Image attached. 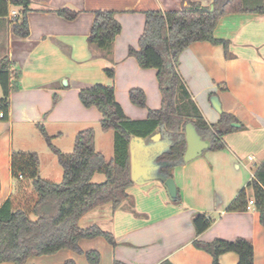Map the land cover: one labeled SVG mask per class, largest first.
<instances>
[{
	"label": "crops",
	"instance_id": "crops-1",
	"mask_svg": "<svg viewBox=\"0 0 264 264\" xmlns=\"http://www.w3.org/2000/svg\"><path fill=\"white\" fill-rule=\"evenodd\" d=\"M184 1L30 0L27 38L13 32L12 13L18 14L20 9L12 7L9 17L0 19V60L8 58L21 73L18 89L10 97L8 116L0 118V208L9 199L19 209H28L37 200L32 181L23 180L17 187L11 168L14 152L37 153L41 178L54 183L63 180L58 157L48 147L40 126L63 154L73 152L80 132L93 129L96 150L107 161L114 158V133L102 131L97 108L81 103L82 89L97 84L113 87L117 102L132 120H145L149 110L162 108L157 71L142 69L128 52L130 47L139 49L145 12L180 11ZM190 1L205 7L213 2ZM62 9L78 16L65 19L58 14ZM98 10L114 11L122 27L108 57H96L98 51L88 44ZM214 34L218 40L228 41V48L195 43L180 56L178 71L207 123L220 120L212 105L215 97L222 112L235 116L244 128L225 136L224 150L204 152L172 170L182 196L180 204L170 200L164 185L155 180L134 183L128 189L130 198L118 209L107 204L86 214L79 222L81 228L98 226L116 239V246L103 237L80 241L84 253L99 252V264H213V258L194 243L216 239L248 240L254 246V264H264V227L255 206L250 205L253 192L247 190L246 212L228 211L264 162V14L226 15ZM108 68L115 69L114 78L106 75ZM132 89L144 92L146 108L131 102ZM199 213H206L213 223L197 236L193 221ZM69 260L89 264L84 254L70 250L32 257L27 264H65ZM219 261L238 264L239 256L228 253Z\"/></svg>",
	"mask_w": 264,
	"mask_h": 264
},
{
	"label": "trees",
	"instance_id": "trees-1",
	"mask_svg": "<svg viewBox=\"0 0 264 264\" xmlns=\"http://www.w3.org/2000/svg\"><path fill=\"white\" fill-rule=\"evenodd\" d=\"M30 6V0H0V19L8 18L12 7L20 9L12 20L13 32L20 38H27L30 34L27 20ZM245 13L264 14V0H213L210 7L185 0L180 11L145 12V27L139 40V49L130 47L128 54L137 60L142 69L157 71L162 108L149 110L145 120H132L117 102L113 87L97 84L80 91L81 103L86 108L95 107L101 113L102 131L114 133V158L111 161H107L96 150V133L93 129L80 132L73 152L63 154L52 144V138L45 128L40 126L48 147L58 157L63 169V180L54 183L41 178L37 153H13L11 168L17 187L21 186L23 180L32 181L37 200L28 209L15 208L10 199L0 208V264H27L32 257L52 256L63 250L84 254L89 264H99V252L84 253L80 241L103 237L109 244L116 246V239L98 226L83 229L79 222L98 207L112 204L114 209H118L130 198L128 189L134 183L131 179L129 147L134 137L143 138L147 144H151L152 137L157 133L162 135V140L167 144L166 151L155 162L166 165L160 169V173L169 178H173L171 172L174 168L185 165V128L188 124H192L201 138L209 143L208 151L217 152L226 148L225 136L244 127L239 126L235 116L225 112L220 113L218 123H207L179 74L178 62L182 53L195 43L208 42L223 45L227 49L229 42L218 40L215 29L222 17ZM58 14L68 20L78 16V13L68 9L59 10ZM94 15L88 44L98 51L96 57H108L122 27L114 11L98 10ZM105 73L109 78H114L115 69L108 68ZM20 75L8 58L0 60L2 119L8 116L10 97L18 89ZM129 96L134 105L146 108V96L141 89H132ZM96 174L104 175L105 181L93 183ZM247 190L254 194V206L264 227V162L256 167L254 177L228 211H247ZM181 201L178 189V197L174 202L180 204ZM31 214L35 220L30 218ZM193 223L197 236H200L212 226L213 221L206 213H199ZM194 244L213 258V264H220V257L228 253L239 256L238 264H254V246L246 239H216L210 243L195 241ZM65 264L75 262L69 260ZM114 264L125 263L115 261ZM161 264L172 263L164 261Z\"/></svg>",
	"mask_w": 264,
	"mask_h": 264
},
{
	"label": "water",
	"instance_id": "water-1",
	"mask_svg": "<svg viewBox=\"0 0 264 264\" xmlns=\"http://www.w3.org/2000/svg\"><path fill=\"white\" fill-rule=\"evenodd\" d=\"M213 11V7H211ZM214 109L221 113L222 107L217 98L212 99ZM238 126V125H235ZM185 138L187 149L183 162L188 164L199 158L208 151L209 143L201 138L192 124L185 128ZM167 144L162 141V135L157 133L152 137V143L147 144L143 138L134 137L130 142V166L131 179L137 185H144L148 182L158 180L163 185L170 200L174 201L178 197V188L173 178L160 173V169L165 164H156V159L165 153Z\"/></svg>",
	"mask_w": 264,
	"mask_h": 264
},
{
	"label": "rangeland",
	"instance_id": "rangeland-1",
	"mask_svg": "<svg viewBox=\"0 0 264 264\" xmlns=\"http://www.w3.org/2000/svg\"><path fill=\"white\" fill-rule=\"evenodd\" d=\"M104 181H105V176L101 174L96 175L95 178L93 179V183L95 184H100L103 183ZM30 218L32 220H35V216L32 214L30 215Z\"/></svg>",
	"mask_w": 264,
	"mask_h": 264
},
{
	"label": "built area",
	"instance_id": "built-area-1",
	"mask_svg": "<svg viewBox=\"0 0 264 264\" xmlns=\"http://www.w3.org/2000/svg\"><path fill=\"white\" fill-rule=\"evenodd\" d=\"M17 15H18V14H17L16 12H13V13H12L13 18L17 17ZM3 117H4V114L1 113V114H0V118H3ZM250 159H251V158H250ZM250 205H254V201H251V202H250Z\"/></svg>",
	"mask_w": 264,
	"mask_h": 264
}]
</instances>
